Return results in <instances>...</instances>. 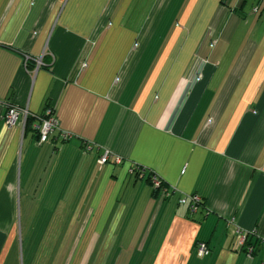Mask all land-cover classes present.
Wrapping results in <instances>:
<instances>
[{"label":"crops","instance_id":"crops-1","mask_svg":"<svg viewBox=\"0 0 264 264\" xmlns=\"http://www.w3.org/2000/svg\"><path fill=\"white\" fill-rule=\"evenodd\" d=\"M256 3L0 0V100L33 115L50 106L73 134L39 144L36 121L0 116V264H264ZM148 171L175 191L160 199ZM31 187L45 206H78L74 242L48 258L45 243L20 246L17 203ZM184 193L202 206L179 204Z\"/></svg>","mask_w":264,"mask_h":264},{"label":"rangeland","instance_id":"rangeland-1","mask_svg":"<svg viewBox=\"0 0 264 264\" xmlns=\"http://www.w3.org/2000/svg\"><path fill=\"white\" fill-rule=\"evenodd\" d=\"M34 194H36V191L31 187L28 189L27 194H23L22 198L20 201L18 200L17 203L16 218L20 230V246L22 244V240L24 245L30 243L31 246L45 243L48 245L47 249L53 250L52 253L47 252L48 258L51 256V254H54V250L56 251L57 249L61 248L63 244L65 250L67 247H71L69 245L74 242L73 233L77 231L80 220L79 218L74 219L75 214L73 212L78 206L71 202L69 204L58 206H45V200H41L37 195L35 196ZM47 207L51 209L49 213L54 218H52L49 226L51 228L43 230L44 235H46V237H44L41 235L42 231L40 229L45 227V220L42 216L40 218L39 212L44 213V210L47 209ZM66 223L70 229L67 236L65 235ZM21 229L23 230L21 231ZM30 230L32 231L30 232Z\"/></svg>","mask_w":264,"mask_h":264},{"label":"built area","instance_id":"built-area-1","mask_svg":"<svg viewBox=\"0 0 264 264\" xmlns=\"http://www.w3.org/2000/svg\"><path fill=\"white\" fill-rule=\"evenodd\" d=\"M264 10V0H257V3L253 6L252 12L256 13L259 10ZM30 57L28 55H25L24 58V65H27L26 62L28 61ZM37 65L41 63L40 59L37 58L36 60ZM0 111H3L0 113L1 118L3 119L4 123L8 127H13L16 125L18 122L19 117L23 118V125L25 124V120L28 116H34L36 119H38L37 124L35 125V129L37 130V141L39 144H42L46 141H48V138L51 134H53L56 131H59L60 137L62 140H68L70 139L73 134L69 131L62 130L59 126V122L57 117L54 114V110L50 107L47 106L45 110L43 111V114L40 116L30 114L29 111L26 108H21L14 106L7 101L0 100ZM86 147L91 148V146L87 143ZM112 156V152L105 148L103 150L102 155L99 158L100 163H105L110 157ZM115 161L120 162L119 156H115ZM136 164L134 165V167ZM140 166V171L142 173H145L147 171V168L144 166ZM133 167V168H134ZM133 168H131V172H133ZM151 182L153 183L154 186H159L160 185V178L153 172L151 171ZM174 188L170 190L169 192H166V195H169L170 192H174ZM201 199L198 195L194 193H184L178 198V203L180 204H187L188 208L190 211L195 212L198 209V206L201 203ZM242 240H245V236L242 235ZM248 253H251L252 246L248 247ZM196 252L198 255H205L209 252V247L207 246V243L204 241H198L196 243Z\"/></svg>","mask_w":264,"mask_h":264},{"label":"trees","instance_id":"trees-1","mask_svg":"<svg viewBox=\"0 0 264 264\" xmlns=\"http://www.w3.org/2000/svg\"><path fill=\"white\" fill-rule=\"evenodd\" d=\"M47 107V106H46ZM45 107V108H46ZM45 110V109H44ZM43 114V112L41 113V114H39V115H37V116H40V115H42ZM32 121H36V122H38V119H36V117H34V116H28L27 118H26V121H25V126H24V128L26 129V127H27V125L28 124H30V122H32ZM36 130V129H35ZM36 132H37V130H36ZM38 137V136H37ZM140 166H138V165H136L134 168H133V174H134V176L136 177V176H142V175H144L145 173H142L141 171H140ZM151 173L152 172H149L148 171V173H147V179H148V181H149V183H150V185L152 186V188H153V190L158 194V196H160V199H164L165 197H167L168 195H166V192H169V187H168V185L166 184V182L165 181H163L161 178H160V185L159 186H154L153 185V183L151 182ZM171 194V192L169 193V195ZM180 204V203H179ZM200 206H202V202L200 203V205L198 206V207H200ZM190 210V209H189ZM192 212V211H191ZM208 246V245H207ZM196 248V247H195ZM209 253V252H208Z\"/></svg>","mask_w":264,"mask_h":264}]
</instances>
